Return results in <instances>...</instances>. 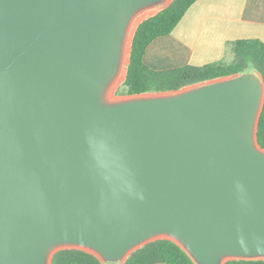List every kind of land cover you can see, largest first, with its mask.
Masks as SVG:
<instances>
[{
    "label": "water",
    "instance_id": "obj_1",
    "mask_svg": "<svg viewBox=\"0 0 264 264\" xmlns=\"http://www.w3.org/2000/svg\"><path fill=\"white\" fill-rule=\"evenodd\" d=\"M171 2L0 0V264H123L158 239L264 259L262 75L112 95L131 25Z\"/></svg>",
    "mask_w": 264,
    "mask_h": 264
},
{
    "label": "trees",
    "instance_id": "obj_2",
    "mask_svg": "<svg viewBox=\"0 0 264 264\" xmlns=\"http://www.w3.org/2000/svg\"><path fill=\"white\" fill-rule=\"evenodd\" d=\"M196 0H172L165 8L143 20L132 39L125 80L117 94L167 92L182 87L236 74L253 72L264 80V42L258 38H240L225 43L221 59L203 65L185 64L167 69H152L143 60L148 45L169 35L187 9ZM257 140L264 149V105L257 127ZM196 264L175 242L158 239L135 250L123 264ZM52 264H103L94 255L79 249L57 251ZM225 264H264V259L229 260Z\"/></svg>",
    "mask_w": 264,
    "mask_h": 264
},
{
    "label": "crops",
    "instance_id": "obj_3",
    "mask_svg": "<svg viewBox=\"0 0 264 264\" xmlns=\"http://www.w3.org/2000/svg\"><path fill=\"white\" fill-rule=\"evenodd\" d=\"M240 38L264 42V0H196L169 35L148 45L143 60L152 69L203 65Z\"/></svg>",
    "mask_w": 264,
    "mask_h": 264
},
{
    "label": "bare ground",
    "instance_id": "obj_4",
    "mask_svg": "<svg viewBox=\"0 0 264 264\" xmlns=\"http://www.w3.org/2000/svg\"><path fill=\"white\" fill-rule=\"evenodd\" d=\"M155 10H156L155 8H150V9H147V10L143 11L141 14L138 15V17L135 19V21L131 25V28H130L129 33H128L127 43H126L125 50H124V62H126V60H127V56H128V53H129V46H130V38H131L132 32L134 30L135 24L139 20L143 19L147 15L151 14L152 12H154Z\"/></svg>",
    "mask_w": 264,
    "mask_h": 264
},
{
    "label": "rangeland",
    "instance_id": "obj_5",
    "mask_svg": "<svg viewBox=\"0 0 264 264\" xmlns=\"http://www.w3.org/2000/svg\"><path fill=\"white\" fill-rule=\"evenodd\" d=\"M163 5H164V4H160V5L155 6L154 8H155L156 10H155L154 12H152L151 14L147 15L146 17H148V16L154 14L155 12L159 11V10L162 8ZM128 57H129V55L127 56V59H128ZM125 68H126V65H125L124 68H123L124 71H123V73L121 74V76L124 75V73H125ZM253 72L257 73L256 71H253ZM120 84H121V83H120ZM120 84L117 86V88L114 90V92H113V94H112L114 97L119 96V94H117V90H118ZM197 84H200V83L192 84L191 86H193V85H197ZM105 264H119V263H118V262H107V263H105Z\"/></svg>",
    "mask_w": 264,
    "mask_h": 264
}]
</instances>
